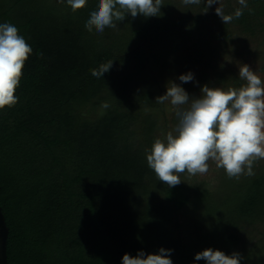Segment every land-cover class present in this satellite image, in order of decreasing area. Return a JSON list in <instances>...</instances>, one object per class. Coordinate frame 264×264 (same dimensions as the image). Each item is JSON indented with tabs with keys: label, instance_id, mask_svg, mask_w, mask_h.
<instances>
[{
	"label": "trees",
	"instance_id": "obj_1",
	"mask_svg": "<svg viewBox=\"0 0 264 264\" xmlns=\"http://www.w3.org/2000/svg\"><path fill=\"white\" fill-rule=\"evenodd\" d=\"M162 3L160 16L128 15L116 31L90 33L84 25L98 0L76 12L67 0H0V23L16 25L33 49L15 93L18 103L0 110V205L10 230L9 264H122L125 253L157 254L160 248L172 250L173 264H191L195 251L186 241L192 235H183L192 229L179 219L187 209L199 213L200 230L211 233L221 224L223 233L208 246L231 255L245 241L248 259L264 263V159L254 164L253 176L230 179L218 169L216 184L185 174L172 188L147 165L145 150L159 137V115L168 108L155 102L150 72L161 65L174 73L179 65L154 49L184 38L192 41L190 58L207 57L198 5L183 11ZM246 3L230 25L239 36L264 43V0ZM237 8L231 3L224 12ZM210 17L225 25L216 13ZM127 27L133 44L121 41ZM234 36L226 32V47ZM108 61L113 65L103 77L91 74ZM214 69L218 87L244 83L223 66ZM209 78L182 87H202Z\"/></svg>",
	"mask_w": 264,
	"mask_h": 264
},
{
	"label": "clouds",
	"instance_id": "obj_2",
	"mask_svg": "<svg viewBox=\"0 0 264 264\" xmlns=\"http://www.w3.org/2000/svg\"><path fill=\"white\" fill-rule=\"evenodd\" d=\"M201 2L182 0L184 5ZM86 3L87 0H67L73 12L84 8ZM203 3L205 13L212 5H219L215 13L223 24L239 19L247 7L246 0H238L241 8L225 14L220 0H203ZM162 6V0H98L84 27L90 33L93 28L103 33L106 27L115 29L116 22L124 21L128 15L160 16ZM32 51L16 25L0 23V110L18 103L15 93ZM112 65L113 61L103 63L98 69H91V74L103 77ZM238 76L244 81L239 87L225 89L205 84L199 97H190L181 84L170 81L166 93L156 98L158 104L170 103L177 120L171 131L163 138H155L151 148L145 150L147 165L160 182L172 188L184 182L182 175L188 178L205 175L210 161L230 179L255 174L254 164L264 159V81L248 64L240 65ZM178 79L181 83L192 82L194 74H181ZM171 251L160 248L157 254L142 250L135 256L125 253L122 264H173ZM242 259L238 252L226 255L212 248L195 254V260H205L206 264H240Z\"/></svg>",
	"mask_w": 264,
	"mask_h": 264
},
{
	"label": "rangeland",
	"instance_id": "obj_3",
	"mask_svg": "<svg viewBox=\"0 0 264 264\" xmlns=\"http://www.w3.org/2000/svg\"><path fill=\"white\" fill-rule=\"evenodd\" d=\"M231 3L236 5L238 4V0H220V4L223 5L224 10L229 8V4ZM165 6L167 9L173 10L174 8H176L183 11H190L195 10L196 5H184L182 3V0H165ZM217 7H219V5L214 4L210 8H208L207 12L205 13L206 8L203 0L201 4L198 5L200 13L204 14L205 16L201 36L202 46L207 53V57L203 61L197 62L190 58V54L188 51L191 50L190 47L192 46V41H186L184 38L165 41L161 46H158L154 49L155 55L163 58L164 60L171 59V62L174 64V66H176L179 62V65L174 73L173 71L172 73L163 71V69H161V65L160 68H157L156 66L155 70H151L150 80L152 81L154 86H156L155 89L158 96L164 95L166 93L167 85L170 81H174L175 83L181 84V86H183L184 83H181L178 77L181 74H186L188 72L194 74V79L210 75V78L208 79V82L206 84L210 87H218L216 86L218 84L217 78L215 77L216 74L214 68L220 66H223V69L229 70L237 75L239 74L240 65L248 64L258 75L261 76L262 81H264V43L256 40H250L248 37H244L242 35L239 36L238 32L236 31V27L232 24L230 25V23L225 24L223 27H220V25L214 21L213 17H210L211 15L215 14V9ZM131 26H134V23L131 24ZM127 28L128 29H125L124 31L119 33L122 37L121 41L133 44L134 38L131 35L132 27ZM116 30L118 29H115V31ZM228 31H231L232 35L235 36L230 41V45L226 47L225 35ZM171 47H177V50L172 51ZM165 54L169 55L167 56ZM176 72H178L179 75ZM161 75H163L164 77H162ZM219 87L224 88L221 85H219ZM200 89L201 85L199 86L197 84L193 88L187 89L186 92L189 93L190 97H199L201 94ZM163 105L168 108L165 109L166 111L163 112V114L159 115L160 125L158 127V135L160 138H163L166 133L168 131H171L176 125V123H174L176 117L173 109L171 110L172 106L169 102H165ZM209 164L210 168L207 174L194 176L193 179H197L200 181L204 180L206 182L211 181L212 184H216L215 179L217 178L218 174L216 170H218L219 168H217L216 165L211 161L209 162ZM223 210L225 211L224 207ZM179 219L180 223H182L184 226H191L192 230L188 231L189 229H187L186 232H184L183 236L192 235L191 238H187L186 242H188L189 248L194 249L195 254L207 248L216 250L215 248L208 245L210 243H213L212 241L214 236L219 235L221 224L218 225L216 231L215 229H213L211 233L205 232L206 229L200 230L201 223L199 222V213L194 212L192 209H187L186 211L180 212ZM201 220L203 219L201 218ZM222 233L223 228L221 229L220 234ZM209 234L211 235L208 236ZM244 244L245 241L238 247L237 250V252L240 253L243 257L240 263L253 264V262L250 261L247 257L248 251L243 248ZM225 249L226 248H224L223 246H219L218 248V250L223 251L226 255H229L225 252ZM204 263L206 264V262H203L202 260H196L191 264Z\"/></svg>",
	"mask_w": 264,
	"mask_h": 264
},
{
	"label": "water",
	"instance_id": "obj_4",
	"mask_svg": "<svg viewBox=\"0 0 264 264\" xmlns=\"http://www.w3.org/2000/svg\"><path fill=\"white\" fill-rule=\"evenodd\" d=\"M9 231L5 215L0 205V264H9L7 255Z\"/></svg>",
	"mask_w": 264,
	"mask_h": 264
}]
</instances>
